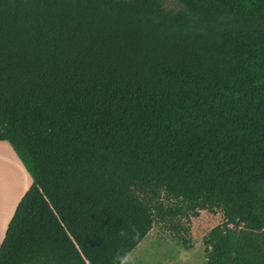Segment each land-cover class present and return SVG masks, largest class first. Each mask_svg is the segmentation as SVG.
Segmentation results:
<instances>
[{"label": "trees", "instance_id": "1", "mask_svg": "<svg viewBox=\"0 0 264 264\" xmlns=\"http://www.w3.org/2000/svg\"><path fill=\"white\" fill-rule=\"evenodd\" d=\"M179 1L0 0V141L33 178L0 264H113L157 221L192 249L203 210L195 264H264V0Z\"/></svg>", "mask_w": 264, "mask_h": 264}, {"label": "rangeland", "instance_id": "2", "mask_svg": "<svg viewBox=\"0 0 264 264\" xmlns=\"http://www.w3.org/2000/svg\"><path fill=\"white\" fill-rule=\"evenodd\" d=\"M162 1L167 9L174 11L186 10L185 6L179 0ZM3 142L6 143V146L0 148V158L2 157V153L5 152L2 149L7 150L9 148L10 151L6 152V157L7 160L13 164V167L10 169L9 164L0 161L1 195L8 192V175L11 170L14 171L16 169L15 163L18 161L12 146L7 141ZM0 199H2V201H0L2 202L0 208H2L5 205L4 198L0 197ZM222 221L223 217L221 212L211 213L206 210L201 211L200 216L192 218L190 231L189 233H185L186 238H188L194 246L192 249H186L179 242L168 224L157 221L147 238L131 253L135 258L136 264H175L177 262L195 264L204 262L206 259L204 237L214 226L222 223ZM185 226H187V224H185Z\"/></svg>", "mask_w": 264, "mask_h": 264}, {"label": "crops", "instance_id": "3", "mask_svg": "<svg viewBox=\"0 0 264 264\" xmlns=\"http://www.w3.org/2000/svg\"><path fill=\"white\" fill-rule=\"evenodd\" d=\"M5 144H6L5 142L0 141V148L5 147L6 146ZM2 150H4L5 152L2 153L1 155L2 157L0 158V161L9 164L10 169H12L11 167H13V164H11L6 157V152L10 151L9 148L7 150L5 149ZM11 151L13 152L12 149ZM17 159L18 161H16L15 163L16 169L14 171L11 170L10 174L8 175V184H9L8 192L4 193L3 195H1L0 193V197L4 198V204H5L2 208H0V238H2V241L4 239L7 226L15 213L18 203L20 202L21 198L23 197V195L25 194V192L28 190V188L33 182V178L31 174L27 171V169L25 168V166L23 165L22 161L19 159L18 156ZM0 201H2V199H0ZM1 203L2 202H0V204Z\"/></svg>", "mask_w": 264, "mask_h": 264}, {"label": "clouds", "instance_id": "4", "mask_svg": "<svg viewBox=\"0 0 264 264\" xmlns=\"http://www.w3.org/2000/svg\"><path fill=\"white\" fill-rule=\"evenodd\" d=\"M121 236H125L126 233L121 231ZM2 238H0V243H2ZM113 264H136L135 258L131 252H118L117 255L113 258Z\"/></svg>", "mask_w": 264, "mask_h": 264}]
</instances>
